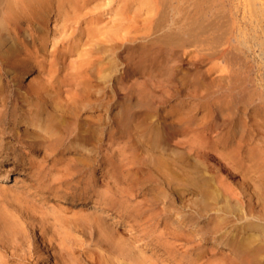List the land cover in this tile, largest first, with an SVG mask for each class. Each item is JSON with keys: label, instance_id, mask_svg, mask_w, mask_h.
Wrapping results in <instances>:
<instances>
[{"label": "bare ground", "instance_id": "bare-ground-1", "mask_svg": "<svg viewBox=\"0 0 264 264\" xmlns=\"http://www.w3.org/2000/svg\"><path fill=\"white\" fill-rule=\"evenodd\" d=\"M101 1L0 0V167L27 170L25 175L31 176L36 190L48 194L42 199L44 203L49 196L64 200L46 208L40 217L38 236L34 234L37 242L68 244L71 256L75 253L73 244H87L95 230V244L106 254L103 264H203L200 245L189 253L187 244H135L141 233L148 237L154 228H161L164 241L184 242L186 215L182 210L179 220L171 219L168 210L172 201L145 199L143 204L125 191L122 182L110 184L88 175L95 162L94 139L101 154L98 160H104L107 42L115 50L113 41L121 46L125 35L141 31L139 36L126 39L143 41L142 56H135L136 60L159 63L172 83L187 89V98L198 101L196 114L202 116L195 120V115H188L183 133L190 136L184 174L198 185L199 195L205 198L210 194L214 203L221 199L227 202L216 189V176H206L195 164L199 158H209L223 168L233 166L229 175L253 181L258 190L254 193L264 198V136L258 137L259 130L264 134V69L254 64L264 53V0L244 1L241 19L234 15L236 7L226 6L222 0H116L112 6ZM123 9L129 14L124 15ZM139 10L143 14L138 15ZM121 25L122 37L117 29ZM185 48L186 61L178 55V49ZM131 54L129 60L134 59ZM169 61L177 64L168 69ZM184 64L191 72L188 70L185 78H175ZM205 64L210 66L202 69ZM137 66L134 68L140 70ZM94 68L96 80H100L96 82L98 95L91 91L95 88ZM168 70L172 71L168 74ZM29 73L34 77L24 84ZM213 74L217 75L211 77ZM207 90L212 94L203 93ZM115 95L119 97L118 92ZM92 105L100 108L97 126L89 114ZM2 195L0 202L5 207L0 209V244H23L30 232H35L15 211L20 197L10 195V204L5 202L8 196ZM90 202L100 212L89 211ZM153 203L159 205L155 214L150 208ZM249 212L251 220L246 224L252 233L264 226L260 222H264V204ZM107 217L115 221L109 222ZM120 225L138 234L122 239L117 232ZM73 233L85 238L77 240ZM256 237L255 232L248 240ZM230 243L228 264H264L256 260L263 246L235 240ZM220 254L225 257L222 251ZM79 256L71 262L95 263L83 253Z\"/></svg>", "mask_w": 264, "mask_h": 264}, {"label": "rangeland", "instance_id": "rangeland-1", "mask_svg": "<svg viewBox=\"0 0 264 264\" xmlns=\"http://www.w3.org/2000/svg\"><path fill=\"white\" fill-rule=\"evenodd\" d=\"M103 1H108L110 6H112L116 0H102L101 3ZM222 1L226 6L230 3L233 7H236L233 10L237 19L242 17L241 7L245 3L251 2V0ZM244 1L246 2L244 3ZM95 3L93 2L91 5ZM122 3L124 4V2ZM142 10H139L138 15L143 14ZM129 12L127 9L123 14L128 15ZM141 16L143 17V15ZM124 23L125 27L128 26L126 20ZM117 29L120 30L122 37V25ZM139 33L141 34V31L125 35L127 38L122 40L123 45L121 46L118 45V41H113L114 46L116 45L115 47H117L115 50L109 47L111 42L109 40L107 42L104 68L109 78L105 82L104 160L103 163L98 160L101 154L98 151L96 139H94L92 141V153L95 162L91 166L88 175L93 180L110 182V184L112 181L122 182L126 185L125 191L128 190L135 196V201L143 204L145 199L155 200L156 202L172 201L168 213L174 221L180 219V214L183 210V214L186 215L184 242L174 239L164 241L159 234L161 228H154L151 229L154 233L147 235L148 237L141 233V237L136 238L135 244L181 243L187 244L189 253L194 251V247L200 245L199 250H203V252L199 259L203 264L230 263L229 259L232 258V255L228 251V245L231 244V240L244 242V244H250L253 247L259 245L264 248L263 225H261L260 230L255 231L256 240H248V236L255 233L252 230L251 233L247 229L246 223L251 215L249 209L252 208L255 211L260 204H264V198H262L261 194L259 192L258 194L254 193L258 190L253 181H242L238 175L231 177L229 172L232 170L230 167L233 166L228 165L223 168L217 160L199 158L196 161L197 163L195 162L196 166L200 167L206 176H216L214 182L216 189L222 193L221 198L223 196L227 198V202L221 199L214 203L210 194L209 197L206 196L205 198L199 195L198 185H194L185 176L186 145H188L190 136L186 135L185 132L183 133L186 127L183 123L188 115H195V120L202 116L201 114H196L195 107L198 105V101L187 98V89L180 83H172L171 79H169L170 77L166 76L165 67L159 63L149 60H145L146 62L136 60L135 56H142L140 53L143 47L140 42L143 41L138 39L134 42L126 39L139 36ZM109 38H111V35ZM185 50L181 51L178 49V55L180 53L181 55L179 56L183 57L184 61L187 59L188 48H185ZM114 52L117 57H115ZM132 52L133 54H131ZM129 54L134 59L129 60L127 58ZM263 55L264 53H261L260 56L262 58H256L254 62L259 69H264ZM138 62L141 65L137 66L140 64ZM133 64L135 65L133 66ZM149 64L152 65L148 66ZM172 64L176 65L177 62H172ZM172 64L171 62L168 64V69H171ZM136 66L137 68L141 67L140 70L135 69ZM154 66L156 67L155 72H153ZM209 66L210 64H207V66L205 64L202 69ZM158 67H160L159 70H157ZM188 70L191 72V68L184 64L179 67V73L176 74L175 72V76H173L179 79L185 78L187 73H189ZM171 71L168 70L167 73L169 74ZM93 73L95 78H93L92 83L93 85L95 84V88H92L91 91L94 95H98L97 90L100 87L97 88L96 82L98 84L100 80H96V68L93 69ZM217 74H213L211 77ZM32 77H34V74H27L23 78V83L27 84ZM152 78H154V81L149 80ZM211 89L214 88L212 87ZM116 92L119 93V97L115 95ZM203 93L212 94L210 90H207V93ZM213 97H209V99L215 101ZM99 113L100 108L96 105H92L89 109V114L95 126L99 124V120H97ZM261 131H258L261 133L258 134V137L262 138L264 134ZM197 140L195 139L196 143L199 142ZM196 143L193 144L197 145ZM96 160L98 161L96 162ZM225 162L227 161L222 160V163ZM11 169L14 168H10V165L0 167V177ZM26 172L27 170H24V168H16L9 172L6 179L0 180V196L2 194L3 197L8 196L5 202L10 204V195L15 194L20 197L19 204H15V211L24 217L29 229L32 230L33 228L35 233L30 232L29 240L23 242V244H0V258L3 260V264H75L71 261L72 259L75 261L77 258L79 260L80 253H83L89 261L95 262L94 264H103L106 254H104V248L95 244V230L91 235V241H88L87 244H73L72 248H74L75 253L71 256L68 255L70 252L68 244H56V242L53 244H42L36 241L34 234L38 236V228L41 225L40 217L45 215L46 208L48 210L49 207L54 206V203L63 204L64 202L61 201L64 200L49 196L50 200L44 203L42 199L48 194L38 192L32 184L34 183L32 182L33 179L31 176L25 175ZM48 177L49 175L45 179ZM97 184L99 185V182ZM215 185H211V188ZM98 189L102 191V187H98ZM4 207L0 202V209ZM88 207L89 211L96 210L100 212V209L92 202H90ZM158 207L154 203L151 205L152 214L157 213ZM239 209L241 210L239 211ZM107 218L109 222L115 221L112 218ZM260 222L264 223L263 221ZM237 225L245 228H240ZM118 227L117 232L122 239L126 240L129 237L132 239L135 238L134 235L138 234L135 232L133 235V230L131 231L127 225ZM73 234L77 240L85 238L80 233ZM221 251L225 254L223 258H221ZM256 260L258 263H264V251L257 255Z\"/></svg>", "mask_w": 264, "mask_h": 264}]
</instances>
